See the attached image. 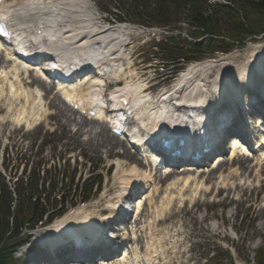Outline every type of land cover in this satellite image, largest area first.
<instances>
[{
  "label": "rangeland",
  "instance_id": "1",
  "mask_svg": "<svg viewBox=\"0 0 264 264\" xmlns=\"http://www.w3.org/2000/svg\"><path fill=\"white\" fill-rule=\"evenodd\" d=\"M20 1L22 0H8L7 4L13 5ZM82 1L87 3L88 10H92L91 13L98 19L96 21L103 23V20H110V25H115L112 13L120 11L113 4L121 6V2L126 0ZM186 18L185 14L181 23L177 24L179 29L170 32L167 27L149 28L141 24L125 23L130 30L123 36L126 45L121 53L126 52L127 57H116L117 53L113 54L119 64L116 67L119 69L118 75H114L115 81H120L121 86L127 82L140 81L145 87H150L146 94L152 92L153 95L160 96L164 89L171 88L188 66L200 65L201 70L195 79L203 82L205 94L219 81L226 63L235 65V62L245 60L252 47L261 43V50L264 51V35H260L248 39L245 46L234 48L228 53L217 52L202 56L199 60L180 61L175 66L166 63L163 66L162 58L166 54L161 53V50L165 46H175L187 36L189 22ZM170 36L172 40L169 39ZM109 50L114 53L116 49L110 47ZM8 65L9 63H0V72L9 69ZM9 76L11 82L13 76ZM98 79L91 73L82 77L79 83H73L72 87L79 93H87L89 86ZM104 81L103 85L107 84L108 78ZM26 89L40 91V118L32 125L16 121L23 110H27L24 115L28 117L30 103L24 99L15 102L8 96L0 100V106L5 107H0V171L3 178L13 172L18 176L27 171V175L32 170L33 180L44 176L45 180L58 181L55 190L61 189L66 195V205L62 212L64 214L52 223L60 220L59 218L64 219L66 215L72 217L73 221L84 214H89L98 222L103 214L101 209L110 207L111 202L121 199V185L118 182L120 165L125 164L128 168L129 160H140V156L127 142H123L122 146L119 144L120 139L115 140L106 121L113 115L106 109L103 110V121H93L91 131L80 133L76 123L69 122L60 115L56 108L59 103L67 109L68 116L72 111H69L71 108L56 93L51 92V86L45 90L36 83H26ZM116 89L107 90L106 93L112 95ZM243 96L245 102H248L250 94L243 91ZM229 98L227 92L222 103L214 100L216 112L229 108ZM253 116L256 117L254 113ZM75 117L77 122H91L86 115L77 112ZM147 131H150V127ZM114 141L119 143L112 147L110 144ZM112 151L121 155L117 156ZM134 161L132 166H135ZM200 169L212 171L209 165ZM139 174L138 190L145 183L146 175H152V181L146 185L150 189L144 195L140 189L142 199L145 200L141 223L137 227L131 226L134 225L132 223L125 224L129 231L126 229L122 232L128 236L130 231L135 230L139 236L138 241H130L128 246L132 250L138 249L145 255L148 245L154 243L156 264H209V255L219 250L224 251L225 264H254L253 251L264 244V163L258 164L253 158L225 160L210 175H190L187 191L182 192L179 189L188 177L185 174L162 179V174L144 164L139 166ZM173 183L178 187L169 193L172 201L163 210L161 201L168 192L167 186ZM48 184L49 182L47 187ZM147 195L153 198L152 203ZM75 224L76 229L83 232L81 226ZM114 226L124 227L121 223ZM109 228L106 227L107 232ZM44 232V228L37 229L30 245L18 249L16 257L20 258L19 264H41L38 257L34 258L32 251L43 238L50 240L46 235L47 231ZM57 253L59 259L63 260L61 254L64 250L61 248Z\"/></svg>",
  "mask_w": 264,
  "mask_h": 264
},
{
  "label": "bare ground",
  "instance_id": "2",
  "mask_svg": "<svg viewBox=\"0 0 264 264\" xmlns=\"http://www.w3.org/2000/svg\"><path fill=\"white\" fill-rule=\"evenodd\" d=\"M6 3L7 0H4L0 6V9H6L7 13L12 14L11 18L16 20L18 26L21 28V35L34 36L35 39H40L44 35H47L50 39V48L56 52L58 58H60L61 63L63 64L64 62L68 63L72 59L81 60L80 57H87L90 58V60H95L98 58V56L109 51L110 47H114L116 51L111 54V57L107 58V61L112 62L114 66L119 67V64H117L116 61L113 62L114 58L127 57L126 52H121L125 45V39H123V36L130 29L124 24H118L111 27H106L105 25L101 26V24L96 22V18L91 13L92 10H88L86 3L82 0H22L13 4L11 7ZM39 29H41V35L37 34ZM69 41L71 43H69ZM74 41H76L77 44L72 46ZM0 45H2V43H0ZM262 47V43L258 44L252 47L245 60L237 61L238 63L235 62V65L226 63L223 66L224 68L221 70L222 73L219 82H216L215 85L213 84V99L215 96V91L218 89V93L222 84L223 86L226 85V88H228L229 91H233L235 89L233 82L237 81V83H239L244 79H250L256 75L264 74V51L261 50ZM115 53H117V55L116 57H113V54ZM107 61L103 60V67L108 64ZM0 62L5 63L11 61L8 60L6 56H2ZM103 67H101V69H103ZM199 67L200 65H194L191 67L190 70H192L194 74L190 79L185 81V84L182 86L181 90L173 91V87L163 94L165 98L168 99L167 102H160L158 97L150 99V96L146 94L145 85L140 81L134 83L127 82L124 86L119 85L118 89L113 92L112 98L114 107L117 110L122 111L123 109L121 108V99L124 97L130 99V103L135 107L137 115L140 116V118L142 116H147L148 120L152 122L150 128L151 132H153L151 133L152 135L154 134L155 129H158L159 131L161 127L163 130L167 129L171 131L173 135L183 133L188 136L194 130V132H197L200 126H204L202 119H198L197 123L192 122V124L189 126L191 117L186 115L185 118L184 113H186L185 109L187 108L181 106L180 104L184 102L191 105L189 109H191L190 111L193 112L196 110H201L200 106H211L210 100H208L207 96L204 95L202 89L205 87V85L202 81L195 79L197 73H199V70H201ZM112 70L114 73L119 71V69L117 71L115 69ZM9 74H12L13 76L11 82H9L11 79ZM40 74L45 77L42 72ZM35 75L33 74V70L27 69L25 65L20 66L17 62H11L9 69L2 70L0 72V100L2 97L8 96L11 97V99H13L15 102L19 101L20 99H24L27 103L31 104V110L28 113V117L24 115L27 110H23V113L18 114L16 121L19 123L25 121L29 125H32L37 121L38 118H40V91H37V89H34L36 93L34 91H28L26 89V82L23 81V79L26 77V80L29 81L28 85L36 83L42 88L48 89V82L41 78V76L37 77ZM261 77L262 76L259 78L260 80L262 79ZM45 78H47V75ZM178 81L179 79L175 84L176 86L179 85L177 84ZM102 82V80H96L94 84L89 86L87 93L83 92L85 94L79 93L75 89H65V85L63 84L59 86V89H61L69 99L82 102L84 107H93L97 106L102 100V94L100 92L103 91V89L101 90V85L103 84ZM190 87H192V89ZM187 89L189 90L186 91ZM70 91H73V93ZM207 93H209V91H207ZM176 103H178L180 106H177ZM2 108L5 107L2 106ZM56 108L58 109L60 115L65 117L67 121H72L78 125V130L80 133L92 130L93 121L96 119L87 117L91 122H77L75 117L76 112L69 110L72 111V113L70 116H68V113L66 112L67 109L63 108L60 103L56 105ZM98 113V121L103 120V110H98ZM113 120L114 118L110 119L111 122ZM259 120L261 122V118H259ZM146 122L147 121H145V125ZM114 137L115 140L118 139L117 136L114 135ZM114 142L110 144L112 147L114 144L119 143L117 141L115 143ZM240 142L241 141H239L238 137H236L234 143L236 144ZM119 144L123 146V142H120ZM241 146L243 153H247V146L244 144H241ZM182 151L185 152L188 151V149L184 148ZM238 151L239 147L234 146L230 158H233L235 155H237ZM112 153L116 154L117 156L121 155V153H117L116 151H112ZM262 159H264V151L261 154V160ZM133 161L129 160L128 168L125 164L120 165L118 172V182L120 183L122 190L129 191L131 187L135 185V181L139 180V166H142L143 164L141 160H135V166H132ZM259 162L261 163L262 161ZM244 163L247 162L244 161ZM219 165H221V163H219ZM170 169L171 167L167 168V170ZM195 173H197L199 176H205L207 174H212V171L205 172L199 168L182 170L179 174H185L188 177H186L185 181H183V186H181L179 189L180 192L187 191L190 175ZM172 175L176 174L174 173ZM172 175H170V177H172ZM146 179L148 182L149 179H151V176L147 175ZM178 181L179 180H177V182ZM177 187L178 186H176L175 183L167 186L168 192L161 201L163 210L167 209L170 202L172 201V197L169 196V193H171L172 190L176 189ZM149 199L150 202L153 201L151 196ZM117 201L118 200H116V202ZM116 202H111L112 204L110 207L103 208L101 211L105 212L106 210H109L111 211L109 216L115 218L116 215H118V212H116L118 210L116 207H114ZM143 202L144 201H141V199L137 200L135 208H137L138 212L141 211V208H143ZM71 219L72 217L70 218L69 215H66L64 219L63 217L60 218V220L55 221V223L47 228L48 233H50L52 237V244L57 245L61 243L65 234H69V236L75 235L74 239H77V241H83V239H87L85 236L82 237L83 234L80 231L75 230L74 226L71 227V223L69 222L74 221L80 225H84L85 228L83 231L87 234V236L91 235L93 232H96L97 226L94 225L92 216L89 214H84L80 219L76 218L73 221H71ZM153 252H156L154 243L148 245L147 254L144 255V258L137 249L130 252L127 251L121 258L122 264H147V257L152 256Z\"/></svg>",
  "mask_w": 264,
  "mask_h": 264
},
{
  "label": "trees",
  "instance_id": "3",
  "mask_svg": "<svg viewBox=\"0 0 264 264\" xmlns=\"http://www.w3.org/2000/svg\"><path fill=\"white\" fill-rule=\"evenodd\" d=\"M126 6L136 21L158 25L179 22L186 14L189 36L200 41L180 40L168 51L170 61L229 52L264 34V0H131ZM32 176L15 181L13 190L0 180V264H17L13 253L23 243L25 229L34 228L49 213L48 218L64 210L66 195L55 190L58 181L51 179L50 189H46L48 179L40 183L41 178L33 180ZM223 254L216 251L211 264H225ZM254 259L255 264H264V244L255 250Z\"/></svg>",
  "mask_w": 264,
  "mask_h": 264
}]
</instances>
